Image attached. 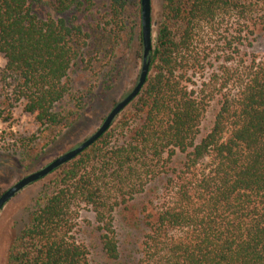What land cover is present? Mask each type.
<instances>
[{"label":"trees","instance_id":"16d2710c","mask_svg":"<svg viewBox=\"0 0 264 264\" xmlns=\"http://www.w3.org/2000/svg\"><path fill=\"white\" fill-rule=\"evenodd\" d=\"M93 1L52 0L53 16L41 19L31 0H0V55L13 94L51 134L70 128L77 114L57 107L68 100L82 111L93 94L91 88L78 95L70 78L85 62L92 37L76 16L64 17ZM131 4L141 6V0H112L105 36L110 48L98 38L97 55L114 54ZM260 4L165 0L150 74L133 102L140 124L125 141L106 133L58 169L54 190L38 200L7 264H90L88 250L72 236L84 209L94 215L104 253L118 261L117 211L159 185L161 194L144 208L138 264H264V58L240 54L245 37L239 30L226 40L231 52L215 58L221 66L204 80L212 62L201 39L217 20L234 19L248 29L264 17ZM139 39L143 50L142 33ZM215 96L220 107L213 127L200 138ZM178 154L184 160L174 166Z\"/></svg>","mask_w":264,"mask_h":264},{"label":"rangeland","instance_id":"374dc122","mask_svg":"<svg viewBox=\"0 0 264 264\" xmlns=\"http://www.w3.org/2000/svg\"><path fill=\"white\" fill-rule=\"evenodd\" d=\"M112 0H94L92 5L85 4L79 10L69 12L65 18L77 17L76 24L83 26L85 33L92 37L89 43V53L84 63L76 66L70 73L74 91L80 95L93 88V94L88 96L86 108L77 110L74 103L66 101L59 107L58 112L77 113L71 119L70 128L54 130L49 133L46 127L39 125L35 116L25 113L24 104L17 102L13 94L14 81L6 74V61L0 55V197L25 177L36 173L67 152L77 148L94 135L113 108L124 100L138 83L143 60V50L140 42L141 35V6L129 5L127 9V25L121 35L120 45L114 54L109 56L97 55V40L105 45L111 28L110 4ZM165 0H151L153 49L157 40L162 10ZM33 11L41 18L53 16L52 0H31ZM264 16V0L260 4ZM215 26H205L201 31L204 40L202 49L209 56L207 63L212 62L204 72V80H209L214 71L221 66V60L215 59L222 54L231 52L227 49V39L235 36L237 31L243 30V44L239 47L240 54L247 58H264V17L250 21L249 28H239L234 19L224 22L217 20ZM236 26V27H235ZM120 29L116 28V31ZM236 30V32H235ZM134 31V32H133ZM132 34V35H131ZM106 47L110 48L108 45ZM105 47V48H106ZM113 47V46H111ZM236 44L233 45V50ZM91 53V54H90ZM94 64V65H93ZM198 84L201 82L196 78ZM219 84H222V79ZM219 87V86H218ZM211 87L208 93L211 91ZM232 90L231 88H229ZM226 89L224 92H226ZM220 96V95H219ZM210 102L201 124L203 138L213 127L215 116L220 107V97ZM132 103L115 120L108 132H112L114 140L129 139V132H133L139 123V117L134 115ZM125 124L128 127L125 128ZM107 132V133H108ZM113 140V141H114ZM184 156L178 154L172 160V165L180 166ZM61 171H55L45 179L29 186L12 199L0 214V264H7L10 249L14 241L25 229L40 197L51 193L55 182L59 180ZM159 187H152L143 196L121 207L115 215V229L119 242L121 257L114 262L108 259L103 251L101 233L90 210H82L78 226L72 236L89 253L90 264H138L142 237L145 233L144 208L150 209L149 201L159 197ZM156 201V200H155Z\"/></svg>","mask_w":264,"mask_h":264},{"label":"water","instance_id":"95a60500","mask_svg":"<svg viewBox=\"0 0 264 264\" xmlns=\"http://www.w3.org/2000/svg\"><path fill=\"white\" fill-rule=\"evenodd\" d=\"M141 28H142V44H143V60L142 68L139 76V80L132 92L121 102H119L110 114L107 116L105 121L99 130L88 138L85 142L79 145L77 148L62 155L54 162L43 168L42 170L33 173L8 191H6L0 197V214L5 206L14 199L19 193L28 188L29 186L45 179L50 176L56 170L71 163L82 155L86 150L95 145L112 127L115 120L121 115V113L129 107L140 95L143 88L145 87L151 69V53L153 51V25H152V3L151 0H141Z\"/></svg>","mask_w":264,"mask_h":264}]
</instances>
